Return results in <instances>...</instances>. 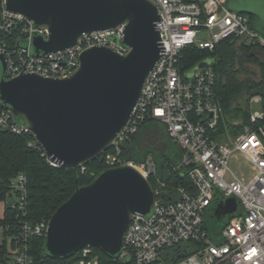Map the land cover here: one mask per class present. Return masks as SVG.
<instances>
[{"label": "built area", "instance_id": "built-area-1", "mask_svg": "<svg viewBox=\"0 0 264 264\" xmlns=\"http://www.w3.org/2000/svg\"><path fill=\"white\" fill-rule=\"evenodd\" d=\"M158 10L156 28L163 54L149 72L142 93L123 131L105 154L107 167L131 164L147 179L154 176L153 208L148 215H133L124 232L116 256L101 257L92 246L77 253V264H264V110L253 112L240 134L229 138L224 109L215 91L212 64L197 70L181 71L180 57L188 45L213 50L226 38L264 47V37L251 26L250 16L229 9L225 0H150ZM124 25L82 34L62 51L34 56L32 40L47 39L48 29L35 26L24 15L8 11L0 0V54L6 61V77L35 73L45 77H67L79 66L81 52L104 45L118 53L128 51L122 43ZM204 34L209 39L201 40ZM261 101L260 95L249 100ZM161 123L182 156L179 169L189 186L179 185L165 193L166 184L156 176V166L148 158L135 163L122 156L121 143L130 139L145 121ZM27 138L50 161L30 129L19 124L0 102V132ZM242 160L248 176L232 169ZM84 171V164L79 165ZM12 208L24 213L26 178L18 173L11 182ZM168 191V190H167ZM169 191V192H171ZM235 196L238 205L221 230L207 229L205 218L217 201ZM46 220L35 225L23 223L15 248H0V264H45L28 251L30 236H44Z\"/></svg>", "mask_w": 264, "mask_h": 264}, {"label": "water", "instance_id": "water-1", "mask_svg": "<svg viewBox=\"0 0 264 264\" xmlns=\"http://www.w3.org/2000/svg\"><path fill=\"white\" fill-rule=\"evenodd\" d=\"M228 1L238 7L246 0ZM5 8L47 27V39L33 37L34 56L72 47L84 33L124 25L127 53L104 45L86 48L67 77L23 72L7 78L0 54V102L30 129L48 159L75 168L98 157L125 128L149 72L163 54L156 5L150 0H5ZM213 62L203 59L192 70ZM154 200L149 180L135 166L107 167L88 184L76 185L51 215L45 251L65 258L92 246L116 256L131 217L148 215ZM237 205L235 196L217 200L208 217L226 220Z\"/></svg>", "mask_w": 264, "mask_h": 264}, {"label": "trees", "instance_id": "trees-1", "mask_svg": "<svg viewBox=\"0 0 264 264\" xmlns=\"http://www.w3.org/2000/svg\"><path fill=\"white\" fill-rule=\"evenodd\" d=\"M206 58L214 60L212 67L216 75L215 91L225 115L230 121L240 120L236 127L225 122L228 132L236 133L243 125L250 123V97L260 95L264 110V47H257L236 38L219 41L213 50L188 45L182 51L179 68L181 71L192 69ZM246 63L258 67V77H254L256 74L244 66ZM261 123H264V119ZM169 139L161 123L148 120L129 140L121 143V152L124 158L135 163H143L148 158L153 160L156 176L166 184L165 193H171L176 199V193L171 190L179 185L189 186V181L179 169L172 168L179 163L182 151L178 148L177 153L170 154ZM110 151L112 148L85 163V169L81 171L79 166L71 168L51 165L38 149L27 145L26 137L7 131L0 132V201L10 196V184L18 173H23L26 178L24 213L18 208H12L10 203L4 206L0 218V236L3 237L0 248L5 249L4 240L8 237L10 247L17 246V236L23 223L35 225L42 220L48 221L57 207L69 198L76 185L88 184L107 168L104 157ZM148 180L154 187V176H149ZM208 216L209 214L205 218L206 227L213 232L208 223L216 220L209 219ZM44 238L34 235L27 241L28 251L36 261L45 264H77L78 252L65 258L49 256L44 248ZM93 248L101 257H106L101 250Z\"/></svg>", "mask_w": 264, "mask_h": 264}, {"label": "rangeland", "instance_id": "rangeland-1", "mask_svg": "<svg viewBox=\"0 0 264 264\" xmlns=\"http://www.w3.org/2000/svg\"><path fill=\"white\" fill-rule=\"evenodd\" d=\"M226 2H228V0H225ZM236 10H244L247 12H250V14L252 15V23H254L255 25H258V28L260 30H262L260 27L264 28V0H246L241 2V5L238 6V9ZM256 25V26H257ZM209 39V35L204 34L203 36H201V40H207ZM245 67H247L250 71L254 72L256 75H253L254 77H258L259 73V69L256 65L254 64H250V63H246L244 65ZM251 99V97L249 98V100ZM241 103L243 102V100H239ZM250 108L253 112H259L262 111V102L261 101H251L250 102ZM224 119L225 122L230 123L233 126H238L240 123L239 119H232L231 121L227 118V115H224ZM243 129V127H242ZM241 129V130H242ZM240 129H238V131H236V133H224V136L227 135L229 136V138H235L238 134H240L241 132ZM169 152L170 154H175L178 151V146L177 144L174 142L173 139H169ZM231 167L233 170H235L236 172L242 173L244 176H248L249 174V170L248 167L246 166V164L244 162H242L241 159H239L238 161H234L231 163ZM12 200L9 196L6 197V199L4 201H0V218L3 215V209L5 204H9L10 202H12ZM212 221V222H211ZM208 224L209 227L211 228V230L213 231H219L221 230V228L223 227L224 223L226 222L225 219H222L220 221H213L211 220ZM8 241L6 243L7 246H10V237L7 238Z\"/></svg>", "mask_w": 264, "mask_h": 264}, {"label": "crops", "instance_id": "crops-1", "mask_svg": "<svg viewBox=\"0 0 264 264\" xmlns=\"http://www.w3.org/2000/svg\"><path fill=\"white\" fill-rule=\"evenodd\" d=\"M225 4H226V6L229 8V9H231V10H234V11H238V10H236V9H238V7L236 6V4L235 3H230L229 1L228 2H226L225 1ZM239 12V11H238ZM241 12V11H240ZM244 13H247V14H250V13H248V12H244ZM252 14V13H251ZM250 16V15H249ZM250 20H251V26L255 29V30H257L263 37H264V28L263 27H260L262 30H260L259 28H258V25L256 26L254 23H252V16L250 17ZM3 211H4V209H3ZM2 240H3V237L2 236H0V243H2ZM5 242H4V246L5 247H9L10 248V246H7L6 245V243H7V241H8V239L6 238L5 240H4Z\"/></svg>", "mask_w": 264, "mask_h": 264}, {"label": "bare ground", "instance_id": "bare-ground-1", "mask_svg": "<svg viewBox=\"0 0 264 264\" xmlns=\"http://www.w3.org/2000/svg\"><path fill=\"white\" fill-rule=\"evenodd\" d=\"M135 167H136L138 170L140 169V167H138V166H136V165H135Z\"/></svg>", "mask_w": 264, "mask_h": 264}]
</instances>
